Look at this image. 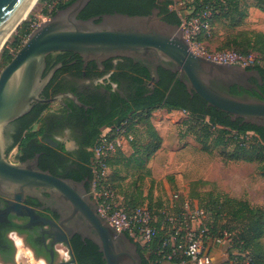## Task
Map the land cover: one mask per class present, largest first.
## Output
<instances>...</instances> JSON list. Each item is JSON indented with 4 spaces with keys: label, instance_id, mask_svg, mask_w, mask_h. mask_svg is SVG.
<instances>
[{
    "label": "water",
    "instance_id": "obj_1",
    "mask_svg": "<svg viewBox=\"0 0 264 264\" xmlns=\"http://www.w3.org/2000/svg\"><path fill=\"white\" fill-rule=\"evenodd\" d=\"M32 1L0 0V54L26 19ZM90 1L73 0L58 8L29 33L0 71V195L9 200L1 212L25 218L28 226L50 225L47 231L54 241L67 243L72 254L69 238L77 233L97 245L105 264H143L138 243L99 214L98 202L92 197L86 179L62 177L41 168L39 154L25 160L9 157V126L27 114L36 102L51 103L63 96H42L56 71L55 67L45 75L48 56L71 51L86 63L95 60L100 66L109 58H131L148 69L150 86L159 80L162 67L177 73L189 92H196L209 106L227 112L232 120L241 118L243 122L264 127V96L231 91L235 84L255 86L260 91L250 78L256 77L261 82L262 75L258 68L194 52L181 24L165 20L159 8L149 14L115 11L86 19L79 17ZM64 94L82 104L75 93ZM27 197L58 213V220L40 215L26 203Z\"/></svg>",
    "mask_w": 264,
    "mask_h": 264
},
{
    "label": "trees",
    "instance_id": "obj_2",
    "mask_svg": "<svg viewBox=\"0 0 264 264\" xmlns=\"http://www.w3.org/2000/svg\"><path fill=\"white\" fill-rule=\"evenodd\" d=\"M71 1L63 4L60 3L55 11L58 8L66 6ZM142 1L144 0H91L81 11L79 17L86 19L91 16L113 13L115 11L130 14H146L147 10L143 9L146 7V4ZM224 1L193 0V2L189 4V7H192L193 11H196L202 6L209 5L213 9L211 20L214 16H221L216 13L217 4L222 3L223 9L226 7L229 9L233 7L236 11L239 9L238 5L240 0ZM172 3L173 0H161V13L168 22L181 24L182 20L179 12L170 7ZM257 5L264 10V0H257ZM223 15L226 16L227 12ZM28 26L29 21L24 22L23 26L18 30L19 34L12 42V45L3 50L1 59L5 64H7L14 55L11 49L17 50L21 46L23 38L29 33ZM254 36L256 37L255 42L248 40L249 45H252L260 53L255 59L254 64L249 65V67H256L260 70L263 75V84H258L260 91H254L252 94L262 97L264 96V33L252 31L251 37ZM120 60L123 63H119L115 71L111 73V82L108 83V86L112 88L113 83L120 80L119 77H125L136 86V94L130 95L129 101H127L118 93H114L117 110L111 115L100 119L96 133L92 136L90 141L84 144L78 151H59L51 146L44 147V150L47 152V157L57 162L59 161V157L65 158L64 161H69L82 167V173L80 171H74L70 174L74 179L81 180L86 173L89 174L90 178H92V176L94 177L92 165L94 152L91 148L96 144L103 133L100 127L103 125L116 126L124 121H127V129L134 135L133 140L130 142L133 152L130 156H127L124 151L119 150L107 159L108 166L113 172L112 177L111 174H109V180L116 189V186L122 184L128 177L126 174H122L124 167L132 162L136 167L139 166L140 169H144V166L147 165L152 154L162 143V137L152 122V113L161 108L169 111L183 109L188 112L190 116L187 122H185L187 125V132L194 136L195 140L201 144V147L207 151L212 149L209 141L214 136L216 128L221 129L220 131L224 133L226 131H234L236 141L242 145H247V134L249 132H254L258 145L260 146L259 151L256 152V150H254L250 152L246 149L235 150L234 155L241 154L242 157L248 161L260 157L259 159L262 164L259 165V169L264 170V156L261 157L262 151L264 150V127L243 122L241 118L232 120L227 112L214 106H209L196 92H193L194 94L191 95L186 85L179 79L177 73L163 68H159L160 81L156 84L155 92L152 95L145 96L144 94L150 91L147 87V82L150 78L149 71L140 64L134 63L131 58L123 57L120 58ZM112 67L113 66L110 64L108 70H112ZM231 91L234 93H243L244 90L241 91L238 89L237 85H234L231 87ZM122 102H124V106H126L127 109H118ZM46 108V104L36 102L27 114L16 119L12 123L15 129L9 134L11 143L7 152H10L17 146H19L20 152H29V150L31 152V149L34 148V144L38 141V136L43 134V129L34 130V126L42 119L43 112ZM138 123L146 125V133L150 138L148 143H145V145L143 144L142 147L144 148L142 152L137 151V145L140 139L137 135L136 128ZM225 142L224 135L218 134L214 141V145L219 146L225 144ZM17 157H19V152L16 154V158ZM21 158L24 159L25 156ZM41 165L42 168L48 166L45 163ZM54 170L57 171L58 168L53 169V171ZM132 174L130 176H134L133 181L128 184L127 190H123L121 194L117 192L116 189L117 194L121 197V202L130 207L148 204L147 206L151 210L157 212V210L153 208L152 202L150 201L151 199L147 200L149 195L145 196L140 186L141 180H144V177L150 175V172H138L137 175ZM115 180H118L117 185H114V182H116ZM91 185L92 184L88 185L89 190L91 189ZM131 188L135 189L130 192ZM209 194L211 196L209 201L204 203L198 199V204L207 212L208 226L214 235L223 236L226 231L231 236V247H229L230 254L225 264H264V208L261 206H254L247 199L234 197L228 193H218L216 196L212 193ZM183 201L184 200H181V202ZM159 242L160 237L153 240L149 248H144L139 244V251L143 257V264H154L156 259L154 250L159 245ZM74 248L77 252V247ZM95 248L97 249V246H95ZM234 251L239 254H234ZM14 253L15 249H13L9 257L4 258V261L7 263L12 262Z\"/></svg>",
    "mask_w": 264,
    "mask_h": 264
},
{
    "label": "rangeland",
    "instance_id": "obj_3",
    "mask_svg": "<svg viewBox=\"0 0 264 264\" xmlns=\"http://www.w3.org/2000/svg\"><path fill=\"white\" fill-rule=\"evenodd\" d=\"M192 2L193 0H185V15L193 10L192 7H189ZM44 3L45 0L36 2L26 19L9 37L2 52L5 48L12 45V42L19 34L18 30L20 27L33 14L39 12L44 7ZM238 8L237 11L233 7L231 9L228 7L223 9L222 3L217 4L216 13L221 16L212 18L211 35H201L200 37V42L202 43L201 51L204 53L202 55H212L218 58L219 56L236 54L248 59L250 57L257 58L260 52L252 45H249L248 40L252 42L256 40L255 36L251 37L252 31L264 33V10L257 5V0H240ZM225 12H227L226 16L223 15ZM1 54L0 71L6 65L1 59ZM189 116V113L183 109L169 111L161 108L152 113V122L155 119L164 124L167 143L163 144L162 142L160 147L152 154L148 160V163L152 161V165L147 164L144 169H140L139 166L136 167L131 162L124 167L122 174H126L128 177L122 184L116 186L117 192L122 194L123 190H127L128 184L133 181L134 176H130L132 173H135L132 175H137L138 172L145 173L149 171L150 175L141 180L140 186L143 192L149 195L152 194L150 201L157 212L172 208V204L175 203L173 197L175 193L180 194V199L176 202L178 205L182 203L181 200L186 199L194 203H199V199L205 203L211 197L209 193L214 196L218 193H228L234 197L245 198L254 206L264 208V170L259 169V165L262 164L260 157L248 161L241 154L234 155L235 150L246 149L250 152L254 150L258 152L260 146L256 140V134L249 132L246 136L247 145H242L236 141L234 131H226L224 133L220 131L221 129L216 128L214 136L209 141L212 149L207 151L201 147V144L195 140L194 136L187 132L185 122H187ZM168 118L173 120V125L169 123L167 126L166 121ZM136 128L137 135L140 138L137 151L142 152L143 144L148 143L150 138L146 133L145 124L138 123ZM218 134H223L226 142L215 146L214 141ZM10 143L11 137L8 135L7 149ZM67 143L70 146L73 145L72 141H67ZM132 152V149L127 150V156H130ZM262 152L261 157L264 156V150ZM8 154L12 160H16L17 149L13 148ZM109 174L112 177L111 168H109L108 176ZM115 181L114 185H117L118 180ZM165 183L167 187L164 185ZM134 189L131 188L130 192ZM17 238L19 239V236H15V239ZM22 246L24 245L17 243L11 264L16 262L17 253ZM58 247L62 249L64 246L58 244ZM24 259L27 261V258ZM8 263L0 258V264Z\"/></svg>",
    "mask_w": 264,
    "mask_h": 264
},
{
    "label": "flooded vegetation",
    "instance_id": "obj_4",
    "mask_svg": "<svg viewBox=\"0 0 264 264\" xmlns=\"http://www.w3.org/2000/svg\"><path fill=\"white\" fill-rule=\"evenodd\" d=\"M142 2L146 4V7L143 8L147 10L146 14L151 13L154 8H159V14L164 18L161 13V0H144ZM120 58L123 57L109 58L103 61L102 66H100L95 60H90L86 63L79 54L71 51H60L50 54L47 58L45 75L55 67L56 71L45 86L42 96L45 98H51L58 94H63V96L59 101L51 103L39 102L47 106L43 112L42 119L35 124L36 130L43 129V134L38 136V141L34 144L31 152L30 150L29 152H20L19 146L15 147L17 153L19 152V157L16 160H25L39 154L40 167L42 168L41 164L45 163L48 166L45 165L46 168L43 169H49L56 175L73 178L70 175L72 172L80 171L82 173L81 166L69 161L66 162L64 161L65 158L59 157L57 162L47 157L44 147L51 146L59 151H78L96 133L100 119L111 115L117 110L114 93H118L127 101H129L130 95L136 94V86L125 77H119L120 80L113 83L112 88L108 86V83L111 82V73L115 71L119 63H123ZM110 64L113 67L109 71L108 67ZM150 81L151 77L147 82V87L150 91H147L144 94L145 96L152 95L155 92L156 84L160 81V77L159 80L154 81L152 86L149 85ZM250 82L257 85L263 84V75L261 82L256 77H251ZM237 86L239 90H244L243 93L252 94L254 91L259 92L255 86ZM67 92L75 93L82 104L66 96L64 93ZM193 94L191 93V95ZM120 104L119 110L127 109L124 106V102ZM113 128L114 125H103L100 127L102 131L112 130ZM14 129V125L11 124L7 130V135L12 133ZM66 141H72L73 145L69 148ZM23 156H25L24 159L21 158ZM52 168H58V170L53 171ZM82 179L87 180L88 187L89 184H92L93 176L90 178L89 174L86 173ZM26 203L35 207L38 213L44 217L54 220L59 218L58 213L48 208H42L44 203L33 197H27ZM8 205L9 200L0 195V258L3 261L4 258L11 255L13 249H16L15 236H19L20 241H22L21 244L25 247L27 246L36 258L42 259L43 264H105L102 253L98 247L97 249L95 248L97 245L90 239L83 238L77 233L71 236L69 241L73 250L72 254L67 243L54 241V238L47 231L50 230V225L28 226L25 218L2 213L1 210ZM58 244H62L64 247L60 249ZM74 247H77V252ZM8 264H11V262Z\"/></svg>",
    "mask_w": 264,
    "mask_h": 264
},
{
    "label": "built area",
    "instance_id": "obj_5",
    "mask_svg": "<svg viewBox=\"0 0 264 264\" xmlns=\"http://www.w3.org/2000/svg\"><path fill=\"white\" fill-rule=\"evenodd\" d=\"M69 1L71 0H45L44 7L28 19L29 33L48 20L60 3ZM170 7L176 9L181 16V26L190 48L198 54H204L201 51L200 37L211 35L212 7L202 6L199 10H192L186 15L185 0H173ZM29 33L23 38L22 44ZM11 51L15 54L17 50ZM207 57L219 61L239 62L245 66L254 64L255 61L252 57L248 59L236 54L218 58L212 55ZM133 138V133L127 129V121H124L114 126L112 130L103 131L100 139L92 147L94 177L90 192L98 202L99 214L118 231L126 232L144 248H149L153 240L160 237L159 245L154 250L156 255L154 264H213L209 248L214 244L225 243L231 247V236L226 231L223 236L214 235L208 226L207 212L197 202L186 199L178 205L176 202L180 199V194L175 193L172 208L160 212L151 210L147 205L130 207L121 202V197L108 178L110 167L107 159L119 150L124 151ZM234 252L236 255L239 254ZM24 258H27V261ZM24 263L43 264L29 248L22 246L14 264Z\"/></svg>",
    "mask_w": 264,
    "mask_h": 264
},
{
    "label": "crops",
    "instance_id": "obj_6",
    "mask_svg": "<svg viewBox=\"0 0 264 264\" xmlns=\"http://www.w3.org/2000/svg\"><path fill=\"white\" fill-rule=\"evenodd\" d=\"M160 123H161V121H158V120L156 121L155 119L153 120L154 126L156 127L157 131L159 132L160 136L162 137L163 144H166L167 143V139L165 137V132H164L166 130V128L163 127L164 124H162V123L160 124ZM169 123H171L173 125L174 122H173L172 119L168 118L167 121H166L167 126H168ZM34 130H36L35 126H34ZM66 144H67V146L69 148L71 147L70 144L67 143V141H66ZM129 149H132L131 145H127L125 150H124V152L126 153V151L129 150ZM132 151H133V149H132ZM147 164L152 165V161H151V163H147ZM164 185H166V183ZM166 187H167V185H166ZM144 195L146 196V195H149V194L144 192ZM151 195L152 194H150L147 197V200L150 199ZM209 251H210V253H211L212 257H213V264H225L226 261L229 258V254H230L229 245L227 243L220 244V245L219 244H214V245H212L209 248Z\"/></svg>",
    "mask_w": 264,
    "mask_h": 264
},
{
    "label": "bare ground",
    "instance_id": "obj_7",
    "mask_svg": "<svg viewBox=\"0 0 264 264\" xmlns=\"http://www.w3.org/2000/svg\"><path fill=\"white\" fill-rule=\"evenodd\" d=\"M36 2H37V0H33V1L31 2L30 6H29V8H28V10H27V12L25 13L26 17H27L28 14L31 12V10H32L33 7L35 6ZM26 17H25V18H26Z\"/></svg>",
    "mask_w": 264,
    "mask_h": 264
},
{
    "label": "clouds",
    "instance_id": "obj_8",
    "mask_svg": "<svg viewBox=\"0 0 264 264\" xmlns=\"http://www.w3.org/2000/svg\"><path fill=\"white\" fill-rule=\"evenodd\" d=\"M16 242L19 244V243H22V241H19V239L17 238L16 239Z\"/></svg>",
    "mask_w": 264,
    "mask_h": 264
}]
</instances>
